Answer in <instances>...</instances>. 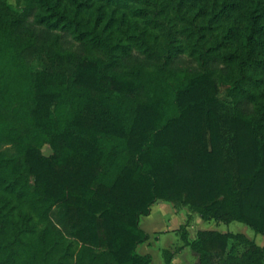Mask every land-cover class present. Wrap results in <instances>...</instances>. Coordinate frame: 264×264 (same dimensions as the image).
<instances>
[{
  "label": "trees",
  "instance_id": "trees-1",
  "mask_svg": "<svg viewBox=\"0 0 264 264\" xmlns=\"http://www.w3.org/2000/svg\"><path fill=\"white\" fill-rule=\"evenodd\" d=\"M101 1L161 40L136 54L84 3L0 9V264H151L159 200L264 235V0ZM191 219L199 264H264Z\"/></svg>",
  "mask_w": 264,
  "mask_h": 264
},
{
  "label": "rangeland",
  "instance_id": "rangeland-1",
  "mask_svg": "<svg viewBox=\"0 0 264 264\" xmlns=\"http://www.w3.org/2000/svg\"><path fill=\"white\" fill-rule=\"evenodd\" d=\"M38 0H0V9H9L16 14L28 13V11H32L34 7H37ZM62 3L68 9H73L77 6V3H84L86 12L90 17L95 21L96 18L100 14H104L106 17V21L114 16L115 21H113V28L111 30L115 31V34L118 37V40L121 44L126 45L132 48V52L138 54L141 53L142 47L145 45H150L157 43L155 41V37L159 35V40H161V34L150 28V25L145 22V20L140 18H135L131 15L130 11L127 9H120L119 11H115L113 14V7H104V2L101 0H62ZM93 21V22H94ZM105 23V22H104ZM103 23V24H104ZM141 33H143L141 35ZM117 40V38H116ZM185 65V64H183ZM260 93L264 94V87L261 88ZM43 152L46 155L52 153L51 148L48 145L43 147ZM183 208V207H179ZM185 215L186 212H182ZM193 218V217H192ZM167 223L177 224L178 221L173 222L172 216H167L166 218ZM171 219V220H169ZM201 220L196 223L194 219L193 222V229L196 230L197 228L207 229L213 228L223 232H243L251 239H254L258 244L264 239L263 235L256 233L252 230L249 226L242 222L232 221V222H217L215 220H204L200 217ZM172 238L176 239L177 236L172 234ZM169 238H164V241H161L160 244H165V240ZM178 241V238L176 242Z\"/></svg>",
  "mask_w": 264,
  "mask_h": 264
},
{
  "label": "crops",
  "instance_id": "crops-1",
  "mask_svg": "<svg viewBox=\"0 0 264 264\" xmlns=\"http://www.w3.org/2000/svg\"><path fill=\"white\" fill-rule=\"evenodd\" d=\"M182 212H186L187 215ZM190 214L196 223L201 220L199 214L191 213L187 207L178 208L173 203L163 200L155 202L151 207L150 214L143 215L140 218V226L148 233L149 239L138 246V252L143 255H151V264H166V260L163 255L164 249H167L173 253V258L170 264H199L198 254L193 252L190 247L184 243L181 238V232L179 231L181 225L188 221ZM167 216H172V221L175 223L178 221V223H167L165 219ZM192 219L190 226L188 227L189 240L194 239L197 231L202 229L197 228L194 230V221L192 222ZM207 229L216 230L213 228ZM172 234L177 236V242V238L173 239ZM166 237L169 239L165 240V244H160V242L164 241V238ZM259 245L264 246V239L261 240Z\"/></svg>",
  "mask_w": 264,
  "mask_h": 264
}]
</instances>
